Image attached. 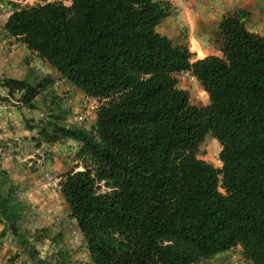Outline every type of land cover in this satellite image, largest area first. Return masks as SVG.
Returning <instances> with one entry per match:
<instances>
[{
	"label": "trees",
	"instance_id": "trees-1",
	"mask_svg": "<svg viewBox=\"0 0 264 264\" xmlns=\"http://www.w3.org/2000/svg\"><path fill=\"white\" fill-rule=\"evenodd\" d=\"M37 1H10L0 30L34 57L27 66L41 58L50 72L0 77V99L41 109L26 123L37 147L80 144L83 169L63 174L58 192L90 263L198 264L240 246L264 264V35L248 29L247 13L222 18L221 55L196 58L158 30L168 0ZM179 73L197 79L208 104H192ZM63 79L100 102L89 127L68 121L63 97L47 90ZM209 134L221 167L198 157ZM16 188L0 191V219L20 252L30 264H69L67 246L41 255L36 243L61 242L62 229L23 228L28 206Z\"/></svg>",
	"mask_w": 264,
	"mask_h": 264
},
{
	"label": "rangeland",
	"instance_id": "rangeland-1",
	"mask_svg": "<svg viewBox=\"0 0 264 264\" xmlns=\"http://www.w3.org/2000/svg\"><path fill=\"white\" fill-rule=\"evenodd\" d=\"M10 1H16L21 5L38 3L37 0H0V28L4 23L5 17L10 12V8L9 10L7 8L9 3H11ZM64 2L70 4L71 0H64ZM0 32L4 33L5 31L1 29ZM3 33L0 35L4 36ZM11 46L12 49L1 41L0 54H4V57H8L7 59H12L14 61L13 64H18V66L10 69L9 66L7 67L6 65V62L8 63V60H6V62L3 63V66L0 67V76L21 78L30 71L39 75H45L50 72L49 67L41 58H36L39 60H37L38 65H36L35 62H32V66H27V68L24 69L21 67L24 59L29 58L34 60V57L29 54H22L21 56L22 50L16 43L15 46ZM16 58H18L17 62L14 60ZM177 78L179 80V86L189 91L192 104L202 106L209 103L207 92L202 88L197 79L193 78L191 73H179L177 74ZM50 89H52V92L63 97L65 100L64 105L71 110V113L67 117L68 121L85 128L94 123L97 108L100 104L96 98L86 96L81 90L72 87L63 80L56 81L55 86L47 90ZM45 92L46 91H42L38 96L37 101H39V103L43 101V98L46 95ZM3 93L4 90L0 87V95L3 96ZM13 103L15 106L16 102ZM21 114L22 115H15L14 112L9 111V118L7 117L4 121L0 120L1 130H3V128L5 129V126L6 128L11 126L14 130L13 133L15 134V136L7 139V136H11L10 132H8L5 136L6 138L2 139V143L0 144V164L4 163L5 166L10 164L15 167L14 169L16 171L13 172L17 177L16 179H19V183L22 187L19 194L22 196L24 202H26L28 206L27 213L30 216V219L26 221L24 228L31 229L30 227H32L37 230L44 227H50L52 234L56 231L53 228L57 227V223H61L62 213L64 211V206H62L63 202L58 192L59 180L63 174L70 170L83 169V164L77 156L80 144L69 139L63 144L49 145L43 143L41 146L37 147L36 142L33 139V137H37L38 135L37 130L29 131L24 124L33 117H42L43 114L41 109L28 110V107L26 106V110ZM221 149L222 146L220 142L209 134L199 146L198 157L212 163L215 167H221ZM48 176H50L51 179ZM47 193H49L48 195L53 196L56 201L55 206L45 205L47 202L46 198H48ZM40 211H42V214ZM46 213L50 214L52 220H45ZM66 227L71 234H74L75 227H72L69 224ZM77 243L78 242H74L73 245H76ZM36 247L41 251L42 256H50L53 251H55V246H52V243L48 241L36 243ZM67 247L73 249L72 245ZM241 249L242 248L239 246L213 258L206 259L198 264H250L244 259ZM72 253L73 255L75 254L74 252ZM19 255H21V264H30L28 262V256L25 253L22 252V254ZM78 264H87V261L79 259Z\"/></svg>",
	"mask_w": 264,
	"mask_h": 264
},
{
	"label": "crops",
	"instance_id": "crops-1",
	"mask_svg": "<svg viewBox=\"0 0 264 264\" xmlns=\"http://www.w3.org/2000/svg\"><path fill=\"white\" fill-rule=\"evenodd\" d=\"M168 1H170L174 5L172 14L163 21V23L158 27V30L161 33L172 38L177 44H183V43L189 44L192 51L195 52L197 58H204L205 56L208 55H221L222 38L220 36L219 26L222 18L230 12L233 13L246 12L247 16L245 22L248 29L253 32H258L261 35H264V0H168ZM3 34L6 33L4 32ZM2 39L3 36L0 35V42L1 41L4 42V39L3 40ZM11 41L12 42L9 43L6 42V45L10 46V49H12L11 45L15 46L16 43L20 46L19 48L22 50L21 56L22 54L23 55L27 54L26 47L24 45H20V43H17L13 40ZM7 58L4 57V54H0V67L3 66V63H5L6 60H8V63L6 62V65L7 67L9 66L10 69L16 68L18 66V64L16 65L13 64L14 61L12 59H7ZM17 59L18 58L14 59L15 62H17ZM21 67L25 69L27 68V65L23 62V65H21ZM25 110H26V106L23 105L22 103H19L18 101L14 106L13 104L4 102L0 99L1 121H4L8 117L9 111L14 112L15 115L16 114L22 115L21 113L24 112ZM24 126L27 127L26 122ZM11 128H12L11 126H8V128H6L5 126V129L4 128L3 130L0 129V144L2 143V139L6 138L5 136L8 134V132H10L11 136H7V139L15 136V134L13 133L14 130L13 128L12 129ZM14 168L15 167L11 166L10 164H8V166H5L4 163L0 164V191H6V188H8L13 183L14 186L17 187L15 189L16 194L21 200H23L22 196L19 194V191L21 190L22 187L21 184L19 183V179H16L17 177L14 174L16 170ZM48 194L49 193H47L48 198L45 197L47 201L45 205L55 206L56 201L54 200L52 195H48ZM61 200L63 202L62 206H64L61 223H57V227L53 228L56 231L52 234L54 235L56 234V232H59L62 229L61 232L63 233V239L59 243H52L49 239H44L42 241H48L52 243V246L56 245L58 248L60 247L64 248L66 246L72 245L73 252L76 255L72 254L70 258L71 262L69 264H78L79 259L86 260L87 264H91L89 261L85 240L81 235V233L78 231L74 221L68 217L66 211V204L62 197ZM40 212L42 214V211ZM26 216L27 219H30L28 213L26 214ZM47 219L52 220V217L50 216V214L46 213L45 220ZM1 220L2 219H0V264H21L20 263L21 255H19V257L17 258V254H22L19 251L20 249L23 250V248L18 243V239L14 236V234H12V231L9 228V226L6 225L5 222L4 224ZM25 223L26 221L22 222L23 228L25 226ZM68 224L71 225L72 227H75L74 234L73 233L71 234L69 232L68 228L66 227ZM30 228L31 231L36 230L33 229L32 227ZM30 240L32 241V238H30ZM74 242H78V243L76 245H73ZM11 257H13V259L10 260Z\"/></svg>",
	"mask_w": 264,
	"mask_h": 264
},
{
	"label": "built area",
	"instance_id": "built-area-1",
	"mask_svg": "<svg viewBox=\"0 0 264 264\" xmlns=\"http://www.w3.org/2000/svg\"><path fill=\"white\" fill-rule=\"evenodd\" d=\"M50 179H51V177L50 176H48Z\"/></svg>",
	"mask_w": 264,
	"mask_h": 264
},
{
	"label": "clouds",
	"instance_id": "clouds-1",
	"mask_svg": "<svg viewBox=\"0 0 264 264\" xmlns=\"http://www.w3.org/2000/svg\"><path fill=\"white\" fill-rule=\"evenodd\" d=\"M193 78H195V77L193 76Z\"/></svg>",
	"mask_w": 264,
	"mask_h": 264
}]
</instances>
